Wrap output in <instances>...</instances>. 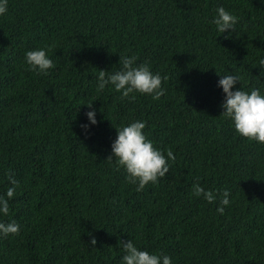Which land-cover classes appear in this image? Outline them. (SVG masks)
Listing matches in <instances>:
<instances>
[{
  "label": "trees",
  "instance_id": "obj_1",
  "mask_svg": "<svg viewBox=\"0 0 264 264\" xmlns=\"http://www.w3.org/2000/svg\"><path fill=\"white\" fill-rule=\"evenodd\" d=\"M237 17L218 33L217 6ZM47 46L54 67L31 71L26 50ZM135 55L167 78L159 95L96 90L99 70ZM264 0H8L0 15V193L17 234L0 236V264H120L119 241L173 264H264V144L221 114L218 74L264 90ZM218 73V74H217ZM236 87H239V82ZM97 125L81 128L85 104ZM143 119L169 172L141 191L113 161L114 127ZM199 184L229 205L216 212ZM95 237L96 244L90 243Z\"/></svg>",
  "mask_w": 264,
  "mask_h": 264
},
{
  "label": "clouds",
  "instance_id": "obj_2",
  "mask_svg": "<svg viewBox=\"0 0 264 264\" xmlns=\"http://www.w3.org/2000/svg\"><path fill=\"white\" fill-rule=\"evenodd\" d=\"M8 10V0H0V15ZM211 23L215 25L218 33L234 29L237 17L224 6H217ZM24 62L29 70L47 75L53 68V61L48 55L47 46L35 47L26 50ZM120 67L115 71L99 70L96 78V90L103 92L106 86H111L124 97L133 93L159 96L164 92L161 86L162 76L159 71H152L147 62L137 63V57L133 55L119 56ZM258 65L264 69V56L258 59ZM218 74V73H217ZM217 87L223 93L220 107L223 109L220 115L231 122V126L239 136L264 144V90L261 88H249L245 90L240 85L241 76L225 72L218 74ZM239 82V87H236ZM88 108L84 113V122L80 128L87 133L92 126L97 125V110L92 103L85 104ZM146 122L143 119H132L127 123H121L114 127L115 138L110 144V155L107 160L113 161L118 168L125 172L127 182L136 185V191H141L149 183L155 184L158 178L165 177L169 172V161L175 159L171 149L162 151L154 146V142L144 133ZM8 187L0 193V217H7L10 213L9 201L15 196L19 187V181L14 174L8 173ZM193 194L203 197L209 203L219 200L216 212L223 214L225 206L229 205L230 192L224 189L217 195L214 190H207L199 184L192 186ZM20 225L14 219L5 222L0 219V236L17 234ZM90 243L96 244L95 237ZM122 250L120 264H173V258L159 252H149L138 247L133 240L119 241Z\"/></svg>",
  "mask_w": 264,
  "mask_h": 264
}]
</instances>
